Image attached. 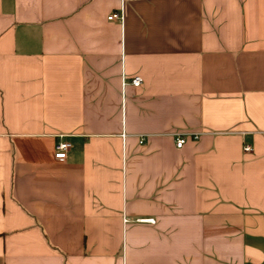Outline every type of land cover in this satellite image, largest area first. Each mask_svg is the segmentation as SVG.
<instances>
[{"label":"crops","instance_id":"0c3cea01","mask_svg":"<svg viewBox=\"0 0 264 264\" xmlns=\"http://www.w3.org/2000/svg\"><path fill=\"white\" fill-rule=\"evenodd\" d=\"M0 264H264V0H0Z\"/></svg>","mask_w":264,"mask_h":264},{"label":"built area","instance_id":"2783aa9c","mask_svg":"<svg viewBox=\"0 0 264 264\" xmlns=\"http://www.w3.org/2000/svg\"><path fill=\"white\" fill-rule=\"evenodd\" d=\"M109 21H118L122 22L123 20V12H115L111 14L108 17ZM130 84L135 87L139 88L142 85V79L140 77H134ZM187 137H189L188 134H181L177 137L176 139V147L181 148L185 142ZM193 139H197V136H193ZM71 145L68 142H63V141H58L55 145V159L57 160H64L66 158L67 152L69 151ZM251 147L250 146H245L244 147V152L250 153ZM139 222H153L152 220H139Z\"/></svg>","mask_w":264,"mask_h":264}]
</instances>
